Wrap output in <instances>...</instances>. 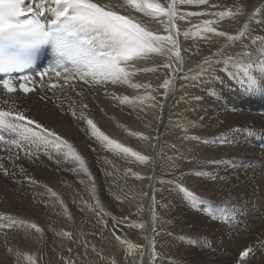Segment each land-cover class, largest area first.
Segmentation results:
<instances>
[{"label": "bare ground", "instance_id": "6f19581e", "mask_svg": "<svg viewBox=\"0 0 264 264\" xmlns=\"http://www.w3.org/2000/svg\"><path fill=\"white\" fill-rule=\"evenodd\" d=\"M159 2L165 3V0ZM261 5H264V0H207L203 5L181 4L180 0H177L180 15L197 13L195 16H186L183 20L178 16L175 21L180 30L178 40L182 63L177 61L172 76H168L170 75L168 70V74L164 73L163 76L158 73L135 71V74L129 77L130 84L151 83L153 88H157V81L161 83L160 79L168 76L167 79L172 81L174 88L170 85L167 95L162 88L151 92V89L144 87L133 88L129 83L98 82L99 76L94 77L93 70L84 63L74 61L58 63L55 52L52 68L60 71L62 75L76 77L69 80V86H66L63 78L57 80L55 73L51 71L48 80L60 81L56 88H50L46 83L41 84L40 89L29 96L20 93L8 96L0 90V107L16 108L31 119L56 131L67 139L84 159L87 169L84 170V174L89 176L90 173L89 177L96 180L95 185L86 186L78 181L68 187L65 183L69 193L74 192L75 196L80 198L84 188L88 187L91 192L99 194L109 189L107 182L103 183L102 180L99 182V177L111 179L114 178V174L121 176L122 181L116 184L117 190L118 192L125 190L129 200L124 203L125 207L124 204L120 207L121 200L114 199L112 210L116 215L125 209H131L134 213H131L132 219L126 223V227L118 230V234L121 240L140 245L139 249L129 250L128 244L122 245L117 242L112 232L100 237L86 231L83 233L80 229L82 232L77 231L71 238L60 235L64 232L72 233L73 230L70 228L77 223L70 221L75 217L71 216L70 219L68 217L71 215L68 212L73 206L71 203L73 200L69 199L70 194L66 193L63 183L53 175L46 180L50 186L51 183L53 184V190L57 193L53 196L52 192H49L47 199L43 200L47 206L53 205V210H46L47 206L40 205V202L36 205L33 202L29 209L30 213L36 216L40 215L37 212L47 211L45 215L38 216L40 219L43 217L44 221L35 223L43 229L42 237L40 233L28 227L31 222L6 216L16 224L14 227H8L7 221L0 222L5 223V227L0 228V264H17L16 251L34 256L35 264H112L113 260L117 264H142V258L146 254L144 246L149 253L146 262L153 264V250H151L153 242L158 244L155 250L157 253L155 264H172L178 254L183 256V263L189 261L191 264L197 262L213 264L217 260L220 261L216 264H224L238 259L241 253L239 248L230 247L231 244L228 246V243L225 245L221 236L225 233L229 234L239 221L243 228L253 231L252 234L258 232L252 226L255 213L247 214L248 208L245 207L247 198L244 199L246 191L242 182L249 175L248 169L259 168V176L264 184V149H262L264 146V59H262L264 53L259 50L264 45H260L259 41L252 44L253 38L264 36V23L260 22L264 21V14L256 13ZM27 6L35 9L54 5L50 0H29ZM237 7L243 8V15L225 17L223 20H219L216 16V13L221 11L236 12ZM253 13H256L255 17L249 19ZM50 17L51 13L48 12L43 18L47 20ZM142 18L145 22L150 20L149 24L152 26L149 25L150 29L158 31L159 34H166L160 21H152V18L144 14ZM163 20L166 22V18ZM205 20L216 21L212 26L217 31H225L229 35H236L245 23L249 27L239 41L227 42L223 37L206 33L203 29ZM186 31L189 32L187 37L184 35ZM222 47L225 50L221 55H214ZM244 52L252 53L251 57L242 55ZM165 57L149 54L130 63L127 68L130 71L138 68L158 69L161 66H155L152 61L162 63ZM208 57H212L211 65L201 69L199 66ZM229 57L233 58V62L225 63ZM202 73H211V75ZM81 74H84V78H81ZM157 76L159 79L156 78ZM149 94L155 96L154 101L138 99ZM124 96H128L133 102L121 103L120 99ZM4 100L8 101L7 105H4ZM84 104L88 105L87 109H83ZM74 110L76 117L72 116ZM81 111L110 139H115L142 155L153 156L154 159L145 165L135 161V158L120 154L117 157L122 160H119V171L114 173V151L92 137L90 130L86 131L88 129L86 122L78 118ZM114 116L117 119H114ZM31 127L34 128V125ZM130 133H142L149 139L145 141ZM0 135L6 140L20 142V147L5 146L0 143V164L8 156H12L10 152L13 151L15 154L12 156L11 168L6 174L8 189L12 192H31L34 183L30 180L38 177L39 172L37 164L39 156L36 153L45 154V147L36 144L29 146L28 142L21 141L17 134L10 130L0 129ZM192 137H199V140ZM78 148L83 150L82 153H79ZM156 149L159 151L158 154L155 152ZM18 161H23L24 167H20ZM119 161L115 162L119 164ZM128 169L139 173L143 179H137L128 172ZM78 174H80L79 170ZM125 177L129 181L123 185ZM154 177L156 178L153 179ZM10 178L14 179L13 183L10 182ZM176 183L187 187L199 199L192 201L185 197L175 188ZM257 187L260 188L259 185ZM254 190L257 189L252 191ZM252 191L250 189V192ZM79 198H75V201L82 203L84 200ZM153 198L157 206L152 205L150 208ZM259 200H264V191L263 199L259 198ZM103 204L108 207L109 202ZM249 206L253 207V205ZM144 214H147L152 221H158L162 227L161 230L158 229L156 238L147 231ZM130 223L143 224L144 227H135L139 231L134 232L133 235L129 229ZM213 228H217L218 231L213 233ZM172 231L177 232L175 253H172V248L167 245L168 236ZM9 248L13 250L11 253L8 251ZM260 254L261 256L256 258L260 261L252 264H264V252L260 251ZM19 264H29V261L22 257Z\"/></svg>", "mask_w": 264, "mask_h": 264}, {"label": "snow or ice", "instance_id": "6c2138e0", "mask_svg": "<svg viewBox=\"0 0 264 264\" xmlns=\"http://www.w3.org/2000/svg\"><path fill=\"white\" fill-rule=\"evenodd\" d=\"M50 3L54 6L37 7L34 9L31 6H27L25 0H0V74H3V78H0V90L5 95L13 96L16 93L28 95L38 91L36 82L30 77L22 76L16 81L9 74L30 63L32 54L39 48L49 44L53 46L58 63L64 61L84 63L88 68L93 70L92 75L94 77L99 76L98 82L111 81L113 84H130L129 77L134 75L135 71L156 74L158 69L155 67L138 68L130 71L127 65L149 54L167 56L169 61L174 58L182 63L178 40L180 30L177 28L175 21L178 16L179 19L183 20L186 16L197 15V13L180 15L177 9V0H170V2L169 0H165V3H161L159 0H127L126 4H122L120 0H50ZM180 3L203 5L207 3V0H180ZM121 9H124V11H121ZM132 10L152 18L153 21H160L166 34L162 35L158 31L150 29L143 19L131 14ZM48 12L51 13V17L45 22H41L40 18L45 17ZM256 13L264 14V5H261L256 10ZM256 13H253L249 19L254 18ZM243 14V8L237 7L236 12L231 10L221 11L216 13V16L219 20H223L225 17ZM25 15H31L32 18L22 20L21 17ZM163 18H166V22ZM260 22L264 23V21ZM214 23L216 21L205 20L203 22L204 31L212 33L217 37H223L227 42L239 41L246 34L249 27L245 23L236 35H229L225 31H217L212 26ZM184 35L187 37L189 32H184ZM257 41H259L260 45H264V36L253 38L252 44H256ZM224 50L222 47L214 55H221ZM259 50L261 53H264V47H261ZM242 55L251 57L252 53L244 52ZM231 62H233L232 57H229L225 61V63ZM211 63L212 57H208L199 67L203 69L204 66H210ZM122 64L125 66L122 67ZM163 67L169 69L171 68V64L166 62L163 64ZM50 71L55 73L57 80L63 78L65 83L76 79L75 76L62 75L60 71H56L50 67L49 70L39 73L40 80L43 81ZM202 74L211 75V73ZM81 78H84V74H81ZM170 85L174 87L172 81L167 78L163 79L162 83L157 81V88H153L151 83L146 85L139 83L130 84L131 87L136 89L141 87L151 89V92H156L158 88H162L165 90V95H167ZM57 86L55 82L49 84L50 88H56ZM114 98L119 99L118 97ZM138 99L141 101L145 99L154 101L155 96L149 94L147 97H138ZM120 102L132 103L133 101H130L128 96H124L120 99ZM3 103L7 105L8 101L4 100ZM82 107L83 109H87L88 105L84 104ZM76 115V111L74 110L72 116L76 117ZM78 118L86 122L88 126L86 131L90 130L91 136L103 143L108 149L118 151L125 157L135 158V161L145 165L154 159L153 156L142 155L140 152L119 143L117 140L110 139L83 111L80 112ZM32 125H34V128L31 127ZM0 129L16 133L20 140L28 142L29 146L32 144L42 145L45 148H52L56 151L66 149V154L78 161L81 167L85 165L84 159L67 139L44 124L31 119L24 112L16 108L5 109L0 107ZM130 135L145 141L149 139L148 136L142 133H130ZM192 139L199 140V137H192ZM204 142L207 143V141ZM0 143H3L5 146L15 145L16 147H20L18 140H6L3 135H0ZM0 168H3V165H0ZM84 170L87 171L86 168ZM128 172L137 179H143L139 173L132 172L131 169H128ZM5 174H7L6 171ZM161 183L164 182L161 181ZM175 188L192 201L199 199L194 192L180 183H176ZM52 195L55 196V193H52ZM88 207L92 208L91 205ZM95 208L99 209L98 215L102 213L103 216L111 217V225H109V221L103 220L102 217L100 223L104 228L111 226L112 234L115 236L117 242L122 245L127 243L129 250L140 248L139 244H131L126 240H121V237L116 234L124 223H128L127 217L117 219L111 213L105 212L99 200H97ZM0 220L7 221L8 227H14L16 224L9 217H2ZM129 226L133 228L144 227L143 224L137 225L135 223H130ZM4 227L5 223H0V228ZM28 227L34 229L36 233H40L42 237L43 229L38 227L37 224L32 223ZM60 235L71 238L72 234L64 232L60 233ZM5 243H7V237H5ZM154 244L155 242H153ZM8 251L11 253L13 250L9 248ZM258 251L264 252V241L255 249L249 247L241 252L240 264H251L249 258H255ZM15 255L17 257V264H19L22 257L26 258L29 264H35V257L32 255L20 251H16ZM152 256L153 264H155L157 256L155 250ZM112 264H117V262L113 260Z\"/></svg>", "mask_w": 264, "mask_h": 264}, {"label": "rangeland", "instance_id": "374dc122", "mask_svg": "<svg viewBox=\"0 0 264 264\" xmlns=\"http://www.w3.org/2000/svg\"><path fill=\"white\" fill-rule=\"evenodd\" d=\"M125 1L124 0H120V2L122 4H126L127 1L126 2ZM133 12L135 13L134 10H133ZM133 12H131V14L133 16L135 15V16H138V18H142V14L141 13H138V14L135 13V14H133ZM148 21L150 22V20H148ZM149 22H145V23L148 24V25H150ZM164 62L165 63L166 62L167 63H170L171 64V68L165 70V68L163 67ZM152 63H154L155 66H161V68H163V70H162L161 68L158 67L159 70L157 71V73L160 76H163L162 74H164V73L168 74V70H169V74H170L168 76H172V74L174 73V69H175V67L177 65V60L173 58L171 61H169L168 57L166 56L165 59H164V61L162 63H159L157 61H152ZM159 64H162V65H159ZM172 67H174V68H172ZM168 76H166L165 78H168ZM156 78L159 79L158 76ZM162 81H163V79L162 80L160 79V82L161 83H162ZM68 83L69 82L66 83V86H69ZM114 119H117V118L115 117ZM2 131H6V129H2ZM262 149H264V146H262ZM78 151H79V153H82L83 150L80 149V148H78ZM12 152H10V154L12 156H15L14 152L13 153ZM155 152L156 153L159 152L158 149H156ZM66 153H67V150H65V149L63 151H56L55 149H52V148H45V154H42V155H39L40 153H36V155L39 156L38 159H37V164H38V167H39L38 177H34L33 180H30L32 183H34V187H33V190L31 192H27V193H25L24 191L23 192H21V191L12 192V191H10L8 189L9 182H7V180H6L7 175L5 174V171L7 172V170L11 168V165H12L11 164L12 156L11 157L8 156V158H7V156H5V158H7V159L0 164V165H3V168H0V218L6 217V216H13L15 218H22L23 220H27L26 222H28V223H30V222L31 223L43 222L44 221V218L42 217L40 219L38 216H40L42 214L45 215L47 213L46 210H49V211L53 210L52 209L53 208V205L51 206L49 204L50 206L48 205L49 206L48 207L47 206V203L44 202V201L47 199V195H48L49 192L55 193V195L57 193V192H54L55 190H53V184L51 183V186H50V183L46 180V178L49 177V176L55 175L57 178H59L60 182H62L63 185L65 186L66 193H68L70 195L68 196V194H66V193L65 194L69 197V199L71 198V201L73 200V202H71V203H73V206H72L73 208L71 207V209L73 211L71 209H69V212L68 213L71 214V215L68 216V217H69V219H70L71 216L72 217H75V218H72L71 217L72 219H70V221H72V222L74 221L75 223H77V224H75V226L77 228L75 226L73 227L70 224L72 226V228H70V230H73L74 231V232L71 231L72 232L71 233L72 234L71 236H73L77 231H80V232L83 231V233L86 231V232L91 233V234H97L100 237L103 236V235H105V234H107V233H109V232H112L111 226H109L108 228H104L103 225L100 223V220H101L100 217H102L103 220L109 221V223H110L109 225H111V217L110 216H103L102 213L98 215L99 209H96L95 208V205L97 203V200H99V203L103 207V210L104 211L106 210L108 213H111V215L113 214L112 216H114V214L116 215V213H114V210H112V207L114 209V203H115L114 199L121 200L120 201V207L121 206L123 207V204L126 203L129 200V198H127L129 196H127L125 190H124V192L123 191H119L118 192V190H117L118 187H117L116 184H118V183H120V181H122L120 179L121 176L118 177V176H116L114 174V178H111V179H105L104 177H99V179H98L99 182L101 180H102L101 182H103V183L107 182V185L109 186V189L107 191H105V192H101L99 194H96L95 192L94 193L91 192L88 189V187H85V188L83 187L84 188V191L82 192V196L79 198V197L75 196L74 192L73 193H69L68 192L69 190H67V186L70 187L72 185V183H75V182H78V181L79 182H82L86 186L87 185L88 186H91L93 184L95 185L96 180L94 178H91V177H89V176H87V175L84 174L85 165H84V167H81L80 164L78 163V161L74 160L72 156L70 157V155H67ZM120 154L123 155L122 153H120L118 151H114V173L116 171H119L118 169H119L120 161H122V160L119 159V158H117V157ZM16 157H18V156H16ZM115 161H119V164H117ZM129 162L130 161H128V163ZM18 165L20 167H24V162L23 161H18ZM154 166L157 167L156 165H154ZM250 169L251 170H249V169L247 170L246 169L248 171V172L247 171L246 172L249 173V175L246 174L248 177L245 176L247 179L244 178V181L242 182V184H243V186L245 188V191H246L245 192V195H244L246 197L244 199L247 198L245 200L246 201L245 207H246V209L248 208L247 209V211H248L247 214H249L251 212L255 213L254 214L255 220H253L254 223H253L252 226L254 227V229H257L260 234L258 232H254L256 234H252L253 231L243 228L242 225H241V221H239L238 223H236V225H235L236 227H234V229L232 230L233 232L231 231L229 233L230 235L228 233H225V234H222V236H221V239L224 241L225 245H227V243H228V246L231 244L230 247L231 246H234L237 249L239 248L238 250L240 252H243L245 249H247L249 247L255 249V248H257V246L262 241H264V223H263L264 222V206H263L264 200L263 201L259 200V198L263 199L264 184L262 182V179L259 176V174H260L259 168H257V169L256 168H254V169L253 168H250ZM78 170H79V173L80 174H78ZM253 170H254V172L252 173ZM257 170H258V174H257ZM249 171H251V172H249ZM254 176H256V177H254ZM125 178H123V180H124V182H122V184L124 183L123 185H126V183L129 181L128 178H126V179ZM155 178L156 177H154L153 179H155ZM254 180H255V183H254ZM10 182L13 183L14 182V179L13 178H10ZM65 183L67 184V186H66ZM250 183H251V185H250ZM254 184H256V185H254ZM246 185H247V187H246ZM258 185L260 186V188L257 187ZM251 186H253L254 188L251 187ZM262 188H263V190H262ZM250 189H251V191L253 189H257V190H254V192L253 191L250 192ZM259 191H261L262 193H260ZM259 193H260V195H259ZM254 194H255V196H253ZM68 197H67V199H68ZM255 197H257V198H255ZM75 198H79L82 201L84 200L83 201L84 204H82L83 202L82 203L76 202L75 201ZM153 200H152V203H150L151 204L150 205V208H152V205H153V207H156L157 206V203L155 202V200L153 202ZM251 200L252 201L254 200L253 201L254 204H253V202ZM257 200L260 201V202L258 203ZM107 201L109 202L108 207L107 206H104V204H103V203L107 204ZM33 202L35 203V205L40 202V205H42L44 207L47 206L46 207V210H44L43 213L42 212H37V213L40 214V215H37V216L34 215V214H32V213H30V210L29 209H30V206L32 205ZM236 204H238V203H236ZM89 205H91L92 208L89 209V207H88ZM247 205H248V207H247ZM249 205H253V207L252 206H249ZM125 206H126V204H124V207ZM256 207L259 208V210H257ZM55 208H56V210L58 209L57 208V203H55ZM261 209H262V211H260ZM115 211H116V209H115ZM71 212H73V213H71ZM129 213H130V215H129ZM131 213H134V212L131 211V209H125V210H122V212L118 213V215H116L115 217L118 216L117 219H121L123 217H127L128 218V221H129L130 219H132V216H133V214H131ZM261 213H262L263 217H262V215H260ZM144 215L145 216H143V217H144V220L146 222L144 225H146L148 227L147 231L149 233L153 234V238H156V235H157L158 231L161 230L162 227L159 225V222L158 221L155 220V222H154L149 217H147V214H144ZM148 215H149V213H148ZM145 218H147V219H145ZM12 220H14V219H12ZM93 220H95V222ZM134 220H138V218H136V219L134 218ZM2 221L3 220H0V222H2ZM83 222L86 223V224H84ZM83 225H84V228H83ZM126 225L127 224L124 223L118 230H120L122 228H125ZM80 229H82V231ZM129 229H131V232H133L132 233L133 235H134V232L139 231L137 228H133V227H130ZM244 230H246V231H244ZM212 231H213V233H215L218 230H217V228H213ZM118 233L119 232L117 231V235H119ZM176 233H177L176 231H172L169 234V236H168V240L169 241H167V245L169 246L170 249L172 248L171 249V252L172 253L177 252L176 251L177 246H176V243H175L176 242V238H175ZM235 233H236V235H235ZM240 235H242L241 236L242 238L240 237ZM260 235H262V236H260ZM231 241H233V242H231ZM241 241H243V242L241 243ZM234 242H235V244H234ZM157 247H158V244L156 243V244H154L152 246L151 250H153V251L154 250H157ZM143 249L146 250V251H144L146 254L143 252L145 255L142 258V264L143 263L147 264L146 261H147V258L149 256L148 255L149 253H148V251L146 249V246H144ZM259 255L261 256L260 251H258L256 253L255 258H251V257L249 258L250 261H251V264L254 263V262H256V261L257 262L260 261V259H256V258L260 257ZM178 257H180V258H178ZM238 257L239 258L238 259H235L232 263H224V264H240V255ZM161 259L164 260L163 258H161ZM182 260H184L183 259V256L181 257L180 254H178L177 255V258L174 259V262H173V260H170V261L173 262L172 264H191L189 261H187L186 263H183ZM217 261H220V260H217ZM216 262H213V264L214 263L216 264ZM152 263H153V260H152ZM195 264H200V263L197 262Z\"/></svg>", "mask_w": 264, "mask_h": 264}]
</instances>
